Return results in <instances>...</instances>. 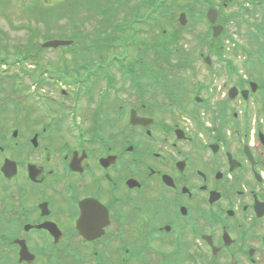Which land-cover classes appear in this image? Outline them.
Segmentation results:
<instances>
[{
    "label": "flooded vegetation",
    "instance_id": "obj_1",
    "mask_svg": "<svg viewBox=\"0 0 264 264\" xmlns=\"http://www.w3.org/2000/svg\"><path fill=\"white\" fill-rule=\"evenodd\" d=\"M237 4L217 2L228 14L218 11L215 25L226 33L255 25L244 34L260 52L233 45L238 71L229 60L203 59L196 76L220 85L193 101L171 93L169 75L151 87L137 73L148 63L135 53L125 70L110 66L105 95L103 77L89 82L93 110L86 115L81 101L78 136L60 116H23L20 97L2 85L0 264H18V241L33 256L23 264H127L148 253H177L181 264H264V18L235 21ZM136 51L144 57L142 46ZM78 82L84 93L86 78ZM158 82L166 92L157 95ZM108 95L105 116L92 117ZM180 112L187 123L170 127Z\"/></svg>",
    "mask_w": 264,
    "mask_h": 264
},
{
    "label": "rangeland",
    "instance_id": "obj_2",
    "mask_svg": "<svg viewBox=\"0 0 264 264\" xmlns=\"http://www.w3.org/2000/svg\"><path fill=\"white\" fill-rule=\"evenodd\" d=\"M106 1L101 2L102 10L94 11L93 4L86 5V3L80 0V11L78 14H75L73 13L74 3L78 2V0H0V34L3 37L1 44L5 45L4 47L7 49V52L9 50L10 54L15 52L14 47H17V49L21 48L24 52L28 51V53L33 54L28 49H35L34 44L36 46L35 50L37 51L39 49L38 46L45 41L46 37L60 40L73 39L76 43V46L73 48L60 47L52 50L44 49L39 55L36 53L37 64L35 66L27 62H20L23 70L27 71L29 75L30 72L32 73L30 76H39L42 74L48 78V73L45 74V66H51V70L55 67L59 72L65 73V78L59 84H54V88L49 85L40 86L41 89H37V97H43L45 100L51 99L55 101V104L56 102L67 103L68 105H65L66 110H70V108L74 109L76 106L71 101V94L74 93V90L67 91L68 98H63L60 94V89L65 90L63 87L68 86V84L62 83L70 81L67 78H73L77 74L79 67L84 65V62L99 61V56H94L93 58L86 57L87 48H90L97 42L111 45L112 53L120 60L125 59L127 56V60L135 58V52L128 50L127 46L124 47L125 45L131 46L128 43H130L131 35L135 34H129L128 37L127 25L131 23V16L145 19L146 13L154 14V12L150 11L146 4L142 6L138 5L137 2L140 0H133V3L136 5L134 7L136 8L137 15H132L133 12L124 6H116V14L110 12L105 13ZM122 1L125 3V0ZM87 3L89 4V2ZM54 11H57V15L54 14ZM108 16L109 20L106 24L104 18ZM204 26V23L194 26H190L189 24L187 33H184L182 43L193 44V34L203 31ZM144 29L146 33L144 35H137V37L146 40L151 30L146 25ZM122 39H125L126 42L120 41ZM143 45H145L143 49L147 50L144 59L150 68L153 69L150 59L153 57V51L149 50L147 43ZM123 48L125 49L124 53L122 52ZM128 51H130L129 54ZM21 58L23 57H21L20 53L19 56L18 54L14 56H3V54H0V62L7 61V63H12L16 59ZM40 65L42 67H39ZM67 66L69 67V72L67 71ZM0 69H2V72H0V81H5L6 85H10L15 93L18 90L14 88V83L8 84V80L11 83L16 81L20 84L22 89L19 90L20 93L17 94V97H20L22 106L24 107L28 102L34 103L35 100L29 97L26 92L34 90L32 87H35V85L28 82V78L23 74L21 67L17 65L12 69L7 68L4 70L3 67H0ZM1 87L2 83H0ZM177 90L182 96V89ZM50 107H52V104ZM92 109L90 106L89 111L91 112Z\"/></svg>",
    "mask_w": 264,
    "mask_h": 264
},
{
    "label": "water",
    "instance_id": "obj_3",
    "mask_svg": "<svg viewBox=\"0 0 264 264\" xmlns=\"http://www.w3.org/2000/svg\"><path fill=\"white\" fill-rule=\"evenodd\" d=\"M69 44L68 42H61V41H52V42H48V43H45V47H57V46H60V45H67Z\"/></svg>",
    "mask_w": 264,
    "mask_h": 264
},
{
    "label": "trees",
    "instance_id": "obj_4",
    "mask_svg": "<svg viewBox=\"0 0 264 264\" xmlns=\"http://www.w3.org/2000/svg\"><path fill=\"white\" fill-rule=\"evenodd\" d=\"M54 14L57 15V11H54Z\"/></svg>",
    "mask_w": 264,
    "mask_h": 264
}]
</instances>
